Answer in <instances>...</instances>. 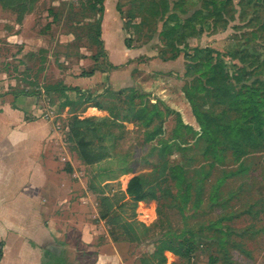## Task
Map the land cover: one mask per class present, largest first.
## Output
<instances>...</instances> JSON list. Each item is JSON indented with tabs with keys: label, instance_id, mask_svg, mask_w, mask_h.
I'll list each match as a JSON object with an SVG mask.
<instances>
[{
	"label": "rangeland",
	"instance_id": "rangeland-1",
	"mask_svg": "<svg viewBox=\"0 0 264 264\" xmlns=\"http://www.w3.org/2000/svg\"><path fill=\"white\" fill-rule=\"evenodd\" d=\"M1 1L0 70L6 75H0V83L6 78L17 91L28 84L29 93L44 96L58 84L74 85L88 68L98 70L82 88L95 84L90 92L104 109L75 110L80 119H107L98 121V132H84L100 157L95 164H86L75 143L63 137L71 131L72 117L65 114L70 107L55 95L48 94L53 101L44 100V108L58 104L56 110L65 115L60 116L62 137L53 143L60 149L57 158L68 160L65 165L70 157L77 161L76 179L89 192L83 203L86 217L67 224L61 219L60 224L63 231L85 226L89 233H75L71 245L68 235L61 238V245L73 249H61V256L66 259L69 253L77 264H264V143L251 145L236 130L219 127L211 138H204L185 93L188 84H197V77L187 74L188 57L183 53L176 60L162 59L173 55L161 35L165 23H185L202 8V1L105 0L103 5L98 0H23L20 5ZM241 2L235 0L238 13L229 25L200 33L196 19V35L188 41L194 47L226 52L243 49L252 40L250 51L262 60V75L255 68L243 75L252 85L259 78L264 81V42L252 38L257 22L264 24V6L256 8L260 3L246 0L243 10ZM23 5L26 25L19 28L13 23H19ZM12 34H22L21 39L8 42ZM100 38L102 47L95 45ZM223 59L229 72L234 71L233 63L240 64ZM115 66L122 71L114 72ZM102 71H108L104 85ZM117 80L128 87L112 91ZM68 94L76 100L75 92ZM152 112L157 118L154 125L163 120L165 134L148 142L146 122L138 120ZM220 115L216 122L225 125L239 117L231 111ZM178 118L185 127L187 144L182 147L187 151L177 149L171 139ZM165 141L173 151L165 148ZM134 176L142 178L146 194L137 206L123 189ZM124 223L138 230L122 227ZM140 223L148 230L138 227Z\"/></svg>",
	"mask_w": 264,
	"mask_h": 264
},
{
	"label": "crops",
	"instance_id": "crops-1",
	"mask_svg": "<svg viewBox=\"0 0 264 264\" xmlns=\"http://www.w3.org/2000/svg\"><path fill=\"white\" fill-rule=\"evenodd\" d=\"M22 1L18 0V5ZM14 4L10 6H15ZM0 5H3L1 0ZM19 10V23H12L20 28L26 25L27 12L22 16V11L20 8ZM21 35L12 34L7 41H16L13 40L15 38L20 40ZM120 69L113 71L119 73L122 71ZM86 71H90L89 68ZM107 72L102 73V85L108 80ZM2 74L6 75L5 70H0V75ZM96 75L97 72L91 77H78L74 85L64 84L82 88L83 82ZM3 79L5 82L0 83V264H77L75 256L69 253L66 259L61 256V249L73 251L70 245L77 237L75 233L84 235L89 233V228L79 226L78 230L68 231L65 227L63 231L60 224L61 219H65L67 224L70 219L86 217L83 203L89 192H86L84 182L81 180L79 184L76 179L77 161L74 162L70 157V163L65 165L63 162L68 160L60 161L57 158L60 149L53 143L59 136L62 137V114L56 110L58 104L54 107L52 105L49 110L44 108V100L53 101L54 97L48 96L55 94L34 96L28 92V84L17 91L8 86L6 78ZM132 79L129 78V82L133 83ZM115 84L112 87L111 82L108 83L114 91L128 87L123 84L122 87L118 80ZM95 88L96 85L91 84L82 89L93 91ZM56 98L59 101L57 96ZM88 109L102 111L95 107ZM65 114L69 118L73 116L68 110ZM95 119L99 121L103 118ZM68 129L71 130L70 127ZM67 136L69 131L63 137ZM128 183L123 186L124 193ZM65 235L69 236V246L61 245V238L64 239ZM83 239L85 240V236ZM83 246L89 248L87 244Z\"/></svg>",
	"mask_w": 264,
	"mask_h": 264
},
{
	"label": "trees",
	"instance_id": "trees-1",
	"mask_svg": "<svg viewBox=\"0 0 264 264\" xmlns=\"http://www.w3.org/2000/svg\"><path fill=\"white\" fill-rule=\"evenodd\" d=\"M202 8L195 12L185 23L179 22L176 25H168L165 23L162 31V37L167 39L172 47L173 55L171 57L162 56V59L176 60L181 54H185L188 58L187 74L189 76L197 77V84H188L185 87V93L192 106L193 113L198 121L201 123V128L204 138H211L215 128H222L228 130H236L245 137V141L252 142L251 145L257 143H264V81L260 78L252 82V85L247 84L245 78L248 68H255L261 70L262 67L259 62H262L260 56L250 51L252 40H248L247 45L243 49L227 50L221 52L213 47L192 46L188 39L194 37L195 29H199L200 33L210 32L217 29L220 25H229L231 21L236 19L238 9L235 6V0H201ZM241 7L244 10L246 0H241ZM260 3L261 8L264 6V0H255ZM18 2V0H16ZM105 0H98L100 5H103ZM22 4H24L22 2ZM22 11V16L26 13V5L19 7ZM261 11V10H259ZM173 16V15H172ZM173 17L178 18L176 15ZM260 12L257 20L260 19ZM22 18V17H21ZM20 18V20H21ZM196 19H198V26L196 28ZM100 26V25H99ZM247 25L246 27H248ZM257 31L252 33V38L263 45L264 40V24L257 22ZM245 35L242 34L241 37ZM103 40L100 38L95 43L96 46L102 47ZM253 48V47H252ZM254 49V48H253ZM228 57L232 61H239L240 64L233 63L234 71L229 72V66L223 59ZM264 61V60H263ZM118 69L113 67V70ZM120 69V68H119ZM98 70L91 69L90 71H83L79 77H91ZM107 72V71H102ZM251 75V74H250ZM260 75L262 72L260 71ZM240 86V89H238ZM126 89V88H125ZM125 89L118 90L122 92ZM114 91V90H112ZM69 92H75L76 100L69 97ZM117 92V91H114ZM47 94L54 93L59 100H63V106L70 107L69 112L72 116V126L68 140L75 143L80 152L81 159L86 164H95L100 157L93 153V140H87L84 135L86 131L92 130L98 132V121L95 118L80 119L76 116V111L82 108L87 110L89 107H95L103 110V105L98 102L96 97L89 91L83 90L80 87L68 86L64 83L53 86L47 89ZM237 112L239 117L237 119H230L229 124H221L216 122L219 118L220 112ZM136 119V118H135ZM157 118L152 112L146 118L140 117L138 121L146 122V141L152 142L162 137L165 134V126L163 120L156 126L154 125ZM97 121V122H96ZM102 120L99 122H106ZM184 125L178 118V124L172 134L175 141V147L181 151H187L182 147L187 144V141L182 135ZM85 132V133H84ZM87 134V133H86ZM179 139L181 142L175 140ZM165 148L173 151L174 146H169L165 141ZM264 146V145H262ZM261 147V146H260ZM126 194L133 198L135 205H139L146 199L144 192L143 180L139 176H134L130 179ZM122 227L134 228L131 224H123ZM133 227V228H132ZM143 230H148L144 224H138ZM161 252V251H160ZM187 250L186 253H189ZM1 256V255H0ZM1 258V257H0ZM217 258H211L212 262H217Z\"/></svg>",
	"mask_w": 264,
	"mask_h": 264
},
{
	"label": "built area",
	"instance_id": "built-area-1",
	"mask_svg": "<svg viewBox=\"0 0 264 264\" xmlns=\"http://www.w3.org/2000/svg\"><path fill=\"white\" fill-rule=\"evenodd\" d=\"M0 255H1V248H0Z\"/></svg>",
	"mask_w": 264,
	"mask_h": 264
}]
</instances>
